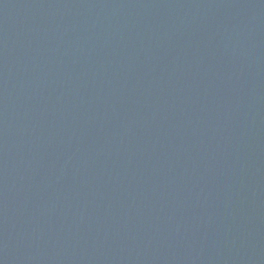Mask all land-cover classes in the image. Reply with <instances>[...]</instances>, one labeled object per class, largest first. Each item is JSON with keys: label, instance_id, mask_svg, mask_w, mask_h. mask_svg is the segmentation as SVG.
Instances as JSON below:
<instances>
[{"label": "water", "instance_id": "water-1", "mask_svg": "<svg viewBox=\"0 0 264 264\" xmlns=\"http://www.w3.org/2000/svg\"><path fill=\"white\" fill-rule=\"evenodd\" d=\"M0 264H264V0H0Z\"/></svg>", "mask_w": 264, "mask_h": 264}]
</instances>
